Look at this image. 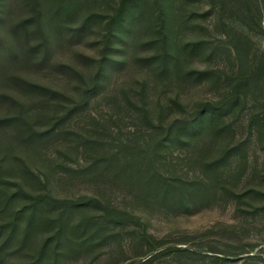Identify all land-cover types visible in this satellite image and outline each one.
I'll return each instance as SVG.
<instances>
[{"label": "rangeland", "instance_id": "obj_1", "mask_svg": "<svg viewBox=\"0 0 264 264\" xmlns=\"http://www.w3.org/2000/svg\"><path fill=\"white\" fill-rule=\"evenodd\" d=\"M119 3L0 0V48L14 50L0 52V116L16 112V99L37 126L52 113L14 75L57 90L61 108L82 102L39 140L0 125V264H264V126L259 135L241 119L211 117L185 142L164 138L161 123L190 116L218 87L136 60L164 47L177 52L181 69L223 75V31L248 30L252 51L264 46V0H140L126 27L111 23ZM87 15L88 28L72 36ZM28 18L25 35L17 24ZM198 38L205 41L198 50L182 47ZM38 42L49 48L40 64L27 53ZM106 44L123 62L101 61ZM45 193L94 196L121 221L105 223L101 206L77 207L57 240V211L30 212L32 199Z\"/></svg>", "mask_w": 264, "mask_h": 264}, {"label": "trees", "instance_id": "obj_2", "mask_svg": "<svg viewBox=\"0 0 264 264\" xmlns=\"http://www.w3.org/2000/svg\"><path fill=\"white\" fill-rule=\"evenodd\" d=\"M139 1L140 0H120L116 12L111 19L112 25L114 23L119 26H125L127 23H130L134 12L132 6L138 5ZM213 5L214 3L212 2L211 6ZM162 12L163 9L159 5V15H161ZM207 12L208 10L203 11L200 14L204 15ZM91 18L92 15H87L79 25L72 29L71 35L79 36L83 31H85L89 26ZM30 20L31 18L24 19L17 24L24 30L25 35L28 33ZM225 24L228 25V23ZM158 27L159 32H161L160 40L163 43L167 38V30L164 26V19H161ZM252 34L253 33L248 30H240L234 32V34H231L228 30L223 31L222 37L217 40V46H224L229 56V63L226 70L223 71V75L217 74L216 70L212 67H189L181 69L178 64L179 58L177 52L172 53L164 47L161 51L136 57V60L144 65L155 66V69L159 73L172 70L183 79H192L197 82L208 80L213 82L218 87L217 93L202 102L197 111L192 113L190 116L183 114L175 115L166 124L161 123L159 125V129L161 130L164 138H168L172 135L179 141L185 142L187 141L185 137L197 132L203 125L206 118L215 117L222 119L224 116L233 117L234 119H232V122L239 119H241L242 122L245 121L251 130H254L255 132L257 131V133L261 135V129L264 126V46L259 43L257 48L252 51L251 48L256 42ZM113 35L120 40L122 39L118 33H113ZM108 40H110V38ZM1 42L2 40L0 39V43ZM204 42L205 41L200 38L190 39L185 41L182 47L185 50L194 51L203 47ZM113 50H118V48H114L113 45L109 44L105 45L103 55L101 57V61L104 64L117 65L123 62L122 57L112 55ZM3 51L6 54H12L14 52L12 47L9 45H7L5 49H2V51L0 48V52ZM37 51L41 52L38 56L36 55ZM48 51L49 48L45 42L31 44L27 48L28 55L31 57L34 56L37 64L43 63L48 58ZM83 58L87 61L94 60L92 57L87 55H83ZM65 67L71 68L67 65ZM12 79L21 88L42 95V102L44 101L49 108L51 107L52 111L50 115H47L46 126L44 125V127H40L33 121L27 120L29 109L24 107L23 103H20L16 99V112L0 116V125H12L16 127L18 135L25 138V140H39L51 134L56 130L59 123L65 121L70 114L82 104V102H77L78 104L76 103L66 109L61 108L62 105L58 101V95L60 94L57 90L39 83L31 82L18 75H14ZM183 134L186 135L181 137ZM113 154L114 153H112V155ZM101 204L102 203L99 199L90 195H80L74 199H60L45 193L43 195L39 194L32 199L30 212L34 213L36 210L57 211V220L61 222V225L56 232L57 240H59L61 238L60 233L63 228L62 220L68 217L72 209L77 207L95 208L96 206H101ZM103 209L104 215H102V218L106 223L107 221H110V216L112 215L111 212L114 208L107 205L104 206ZM22 211L23 209L18 210L17 214ZM111 217L113 218L111 221L116 224L121 221L119 216ZM2 230L3 226H0V232ZM11 237L12 231H9L5 243L10 241ZM4 250L5 244L0 247V260L3 257L2 251Z\"/></svg>", "mask_w": 264, "mask_h": 264}]
</instances>
